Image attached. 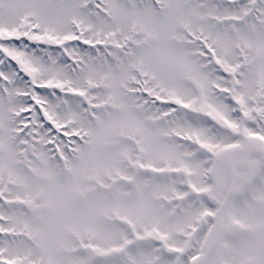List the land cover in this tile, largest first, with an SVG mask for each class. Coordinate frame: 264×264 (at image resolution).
I'll use <instances>...</instances> for the list:
<instances>
[{"label": "snow or ice", "instance_id": "6c2138e0", "mask_svg": "<svg viewBox=\"0 0 264 264\" xmlns=\"http://www.w3.org/2000/svg\"><path fill=\"white\" fill-rule=\"evenodd\" d=\"M0 264H264V0H0Z\"/></svg>", "mask_w": 264, "mask_h": 264}]
</instances>
